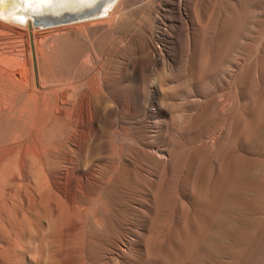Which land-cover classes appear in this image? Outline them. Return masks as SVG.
Instances as JSON below:
<instances>
[{
	"label": "rangeland",
	"instance_id": "obj_1",
	"mask_svg": "<svg viewBox=\"0 0 264 264\" xmlns=\"http://www.w3.org/2000/svg\"><path fill=\"white\" fill-rule=\"evenodd\" d=\"M149 4L123 0L110 27L76 35L33 29L42 78L71 97L0 109V264H264V0L192 7L190 46ZM26 34L0 19V54L28 62ZM90 90L97 109L75 127Z\"/></svg>",
	"mask_w": 264,
	"mask_h": 264
},
{
	"label": "bare ground",
	"instance_id": "obj_2",
	"mask_svg": "<svg viewBox=\"0 0 264 264\" xmlns=\"http://www.w3.org/2000/svg\"><path fill=\"white\" fill-rule=\"evenodd\" d=\"M122 1L123 0H0V19L3 20V21H6L8 23L10 22L11 24H14V25H19V26H21V28L23 27L27 31L26 35L28 37V40H27V38H26V40H27V42H29L27 47H28V52L30 51V60L28 59L29 60L28 62H24V61L22 62V58H21L22 54L21 53H20L21 55L19 53H12V52L11 53H4L3 52V53L0 54V79L4 80L6 78L8 80V83L7 82L6 83L9 85L8 86V92L10 93L9 96L12 98V101H11V103H10V105L8 107L7 106H2V107H0V109H4V110H7V111L14 110L13 106H14V102L16 101V98L20 102V105H30L32 103V101H34L36 98H38L40 96H43L45 93H54V92H56V101H57V103L66 105L67 104V100L70 99V97H71L70 86H69L71 84L66 85V86H64L65 85L64 84L63 88L58 89L57 86H58L59 83L56 85L54 83H57V82L52 83L50 80L49 81H45L42 78L41 69L38 67L37 59H36V48L37 47L35 48V44H34L35 43L34 42L35 39H34L33 29L34 28H38V29H41V32H42V30H46L47 31V29L51 30V29H54V28L59 27V26H62V27L65 26V27H69L71 29V30L68 29L69 31H67V32H69L70 35H76V32L78 31V29L81 26L87 25V24L89 25L90 23L93 24L92 22H94V21H97L98 23L102 24L101 29H103L104 27H110L112 24H114L116 22V20L118 19L119 15H120V13H121V11L123 9ZM150 1L152 2V4H149L147 6V10L150 13L152 12L153 14H157L159 16V19L163 18V19H166V20L169 19L171 21V19H170L171 15H169V14H172L171 12H175L177 14V20L179 19L178 21H180V24H181L182 29H183L182 30V35H183L185 41L187 42V45L190 46L191 37L193 35L194 36L197 35V33H195L196 34L195 35L194 32L196 30V27L199 24V23L195 24V22L193 23V19L191 17V12H192L191 8L197 5L198 6V10H200V12H203L202 8L206 6L205 5V1L206 0H150ZM153 16H155V15H153ZM173 16H174V14H173ZM175 19H176V17H175ZM175 19L172 18V20H175ZM164 21L165 20H163L162 22H164ZM95 24H97V23H95ZM158 24H159V22H158ZM162 25H165V22H164V24L162 23L161 26ZM169 25H170V23H169ZM98 26H99V24H98ZM171 26H172V23H171ZM176 26H177V24H176ZM194 26H195V28H193ZM202 26H204V25H202ZM62 27H61V30H62ZM144 28L146 29L147 27H144ZM168 29H170V28H168ZM147 31H148V29H147ZM152 31L153 30H151V32ZM165 31L166 30H163V32H162L163 35L166 34ZM144 32H146V31H143L142 34H144ZM168 32H169V30H168ZM171 32H173V30ZM148 34L151 35V33H149V31H148ZM153 34H154V32L152 33V38L155 36V35L153 36ZM55 35H57V33H55ZM166 36H167V34H166ZM166 36H164V37H166ZM141 37L145 38V36L143 37V35ZM148 37H146V38H148ZM122 38H123V41H125V42L128 41V43H130V41H129L130 40V35L128 36V34H125V36L124 37L121 36V39H119V40H122ZM150 38H151V36H150ZM155 38H157V37H155ZM131 39H133V37ZM194 39H195V37H194ZM133 40H135V38ZM148 40H149V38L146 39L144 45L146 44V42ZM197 40H198V38H197ZM197 40H196V42H197ZM136 41H137V39L134 42H136ZM192 41H194V40H192ZM125 42H123V43H125ZM150 42H148V43H150ZM128 43H126V44H128ZM151 44L153 45L154 43L151 42ZM193 44H194V42H193ZM148 45H150V44H148ZM48 51L49 50H47V52ZM148 51H149L148 53L151 56L150 58L152 59V61H155V57L156 56L159 57L162 54L161 53L162 52L161 51V47L158 48V46L156 47L155 45L151 46V48L148 49ZM5 52H7V51H5ZM25 53H23V54H25ZM94 55H92V56H94ZM48 56H50V55H48ZM95 58H97V56ZM42 59H44V58H42ZM94 60L96 61V59H94ZM20 62H22L21 69L18 70V71H15L14 70L15 65L19 64ZM50 63H52L51 65H53V61L52 62L50 61ZM86 64H88V63H86ZM44 66H45V64H44ZM53 66H51V67H53ZM90 66H88V67L91 69ZM85 68H86V66H85ZM52 72H53V77H54L55 76L54 75V71H52ZM91 75H92V73H91ZM101 81H102V79H101ZM100 84H102V83H100ZM92 85H94V83ZM95 85H97V84H95ZM3 86H5V85H3ZM101 87L103 88V86H101ZM93 89H95V88H93ZM80 94H81V91H80ZM51 99H53V98H51ZM97 99H98V94L94 90L88 91L87 94H85V93L81 94L79 108L77 109V113L75 114V119L73 118L74 120L72 121V125L73 126H75V127L78 126V123L81 122L83 116L91 114V110L97 107V106L95 107V105L97 104L96 103ZM53 101H55V100H53ZM50 102H51V100H50ZM70 105H71V102H70ZM46 106H48V104H46ZM15 107H17V106H15ZM20 108H22V107H19V109ZM58 108L60 109V107H57V109ZM63 110H64V108H63ZM53 113L55 114V112H53ZM61 113H62V111H61ZM66 119H69V118H66ZM226 142H227L226 144L229 146L228 139L226 140ZM22 144H23V142H22ZM21 148H22V146H21ZM21 148H20V150H21ZM37 153L38 152H37V149L35 147L30 148V149L27 150V152L25 154V156L27 157L26 158L27 160L24 161V158H22L21 162L18 161L19 162L18 163V167H17L18 173H23L24 170L27 169V167L30 165V163L32 161L31 160L32 157L36 156ZM8 155H10V154H8ZM18 158H19V156H18ZM16 164H15V166H16ZM15 175H13V177ZM15 178H13V179H15Z\"/></svg>",
	"mask_w": 264,
	"mask_h": 264
}]
</instances>
